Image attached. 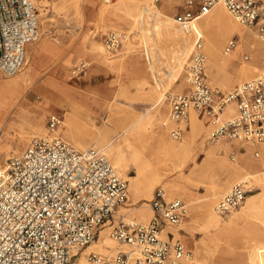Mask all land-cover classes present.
<instances>
[{
    "label": "rangeland",
    "instance_id": "1",
    "mask_svg": "<svg viewBox=\"0 0 264 264\" xmlns=\"http://www.w3.org/2000/svg\"><path fill=\"white\" fill-rule=\"evenodd\" d=\"M147 2L149 6L160 7L173 21L176 12L182 8L181 0H162L157 4L150 0ZM116 3V0H34L39 14L40 38L30 45L28 63L21 72L11 77L0 75V82H8L23 76L29 68L32 69L31 85L15 106L4 115L3 123H0V151H4L0 153V167H4L6 160L12 155L20 154L33 138L47 134L46 122L50 114L59 115L62 121L56 134L78 151L92 146L101 149L103 144L112 146L113 143H121L131 134L138 136L139 144H136L133 152L125 150V170L121 176L128 183L129 200L126 205L133 203L128 179H142L151 169L165 166L160 173L162 179L153 187L151 197H143L132 206L138 208L133 210L134 213L141 212L150 219L153 217L150 201L157 187L165 190L169 200H183L188 214L209 194H218L213 211L221 222L223 220L221 228L214 226V222L204 224V220H200L195 211L192 213V220L187 219L186 213L178 225L170 227L173 233H167L173 235L178 230L179 235L174 234L173 241H181L186 249L205 263L264 264V165L260 163L261 147L264 144H247L252 148L247 152L245 144L238 141L212 143L209 138L213 126L208 119L202 118L196 112L189 115L187 123L180 125L184 131L182 139L174 140L170 136V130L175 125L168 122L167 126H163L169 113L165 96L188 89L184 67L173 81V75L168 72L165 63L156 61L155 52H159L164 58L167 54L158 48L163 46V32L152 11H147L138 19L134 29H130L120 19L126 12L124 6L117 9L114 7ZM109 30L125 32L128 35L116 52H109L103 44V35ZM239 31L245 33V36L251 34L252 42L256 46L255 52L240 46L238 50L236 48L230 53V57L221 58L219 65L213 68L205 49L206 37L202 35L207 57L205 72L212 89L227 93L260 74L261 45L253 32L240 26ZM239 31L236 30L224 41L221 57L229 38L238 35L239 42L241 41ZM179 36L182 37L180 33ZM187 39L190 44L194 41L193 36ZM40 43L54 46L56 52L45 51L34 62V50ZM244 55H248L249 59L244 60ZM80 61L88 63L87 74L79 80H70V69ZM38 84L44 86V89H37ZM62 87L67 92H58ZM160 93L164 94L163 101L155 106V97ZM23 102L34 107L40 106L42 111L31 117L21 110L20 105ZM229 107L224 110L222 118L234 114V111L229 113ZM194 115L206 128L194 130ZM66 118L69 119V133L66 131ZM130 120L137 122L132 124L129 132H123L132 123ZM38 122L42 127L35 130L34 125ZM162 128L170 141L187 145L189 154L186 161L183 162L179 157L167 158L156 147L153 134ZM95 136L96 142L93 144L92 140L80 144L72 139H93ZM102 151L104 154L107 152L106 149ZM175 164L180 169L175 168ZM233 166H242L240 169L243 175L249 178L239 179L240 175L232 171ZM167 181L182 183L186 192L170 196L164 188ZM238 182L245 183L249 190L244 203L252 199L255 201V208L248 214H240L243 203L222 217L217 214L215 207L231 186ZM234 216L236 217L233 219ZM120 218L122 217L118 218L114 214L111 223L116 224ZM134 220L145 224L150 221ZM128 250L129 247L117 243L113 253L109 254Z\"/></svg>",
    "mask_w": 264,
    "mask_h": 264
},
{
    "label": "built area",
    "instance_id": "2",
    "mask_svg": "<svg viewBox=\"0 0 264 264\" xmlns=\"http://www.w3.org/2000/svg\"><path fill=\"white\" fill-rule=\"evenodd\" d=\"M157 4L162 0H150ZM174 21L185 36H193L184 66L188 89L169 93L168 122L174 140L184 134L181 124L190 112L208 119L212 143L238 141L264 144V0H181ZM221 4L242 27L252 30L261 45L260 74L224 93L207 82L206 54L194 22ZM179 9V7H178ZM177 10V8H176ZM38 10L34 0H0V75L11 77L27 63V48L40 38ZM125 32L109 30L103 44L116 52L126 41ZM239 36L229 38L223 50L234 51ZM248 60V55L243 56ZM88 63L80 61L69 71L70 80L87 74ZM234 114L222 118L227 107ZM57 114L47 117V134L31 140L17 155L9 157L0 171V264H75L82 251L112 222L119 207L127 204V181L114 169L100 149H74L56 132L61 126ZM257 156V154H256ZM248 188L238 182L217 203L215 210L226 216L245 201ZM153 217L145 224L119 219L112 224L110 238L128 251L112 255L88 254L83 264H209L196 258L184 244L161 237L167 226H176L187 213L185 202L169 200L157 187L150 201ZM171 237V239H170Z\"/></svg>",
    "mask_w": 264,
    "mask_h": 264
},
{
    "label": "bare ground",
    "instance_id": "3",
    "mask_svg": "<svg viewBox=\"0 0 264 264\" xmlns=\"http://www.w3.org/2000/svg\"><path fill=\"white\" fill-rule=\"evenodd\" d=\"M116 1L117 3L114 5V7H116L117 9H120V6H124V10H126V12L124 13L123 16L120 17V19L124 23L128 24L130 26V29H134L138 19L141 16L145 15L147 11L150 10L155 14L156 19L159 23V27L163 32V38H162L163 46L158 47V48L159 49L161 48V50H164L165 53L167 54V57L164 58L162 55L159 54V52L158 53L155 52L154 57L156 61H159V62L161 61L162 64L163 62L165 63V66L168 72L171 75H173V81H174V79L182 71L186 63V60L188 59L190 46H191L190 41L187 39L189 36L183 35L180 32L179 28L177 27L175 21H173L168 15L164 14L160 7L156 5L149 6L148 5L149 3L147 2V0H116ZM74 9L75 11H77L76 8ZM204 18L205 19L203 20H199V21L196 20L194 22L193 30L195 34L201 35V36L203 35L204 37H206V48L205 49H206V53L208 54L210 58V61L212 62V68H213L219 65L218 61H221L220 60L221 58L230 57L231 55L230 53L227 55H223L221 57L220 56L221 49L227 37L235 33L236 30L239 31L240 25L235 20H233L232 16L227 12V10L221 4L216 5L209 14L204 16ZM240 27L244 28L242 26ZM249 31L253 32L252 30H249ZM179 33L181 34L182 37L179 36ZM239 34L241 36V41H240L241 44L239 45L240 42L238 43L237 50H238V47L241 46V48L253 49L255 52L256 46H254V42H252L253 38L251 34H247L246 36H245V33L242 34V32H240ZM30 45L31 44H29L27 48V63H28V58H29ZM100 50L101 49H99V51ZM45 51H50L54 53L56 52V48L50 44L45 45V43H40V46L36 47L34 50L33 61L35 62L38 59V56L40 54H44ZM245 72L249 73V70L245 69ZM31 74H32V69L29 68L28 71H26V73L21 77L13 78L12 80L8 82H0V123L2 122L4 118V115L15 106V104L21 98V95L31 85L30 84L31 77H32ZM173 81H171V84L173 83ZM36 87L39 90L44 89V86L39 85V84ZM58 92L64 93V92H67V90L66 89L64 90V88L62 87V89L61 88L58 89ZM163 97H164V94H161V93L155 97V106L161 104V102L163 101ZM20 108L22 111L27 112L28 115H30L31 117L39 115L40 111H42L40 106L34 107L24 102L21 103ZM228 110H229V113L233 112L231 107H229ZM191 113H194V112L193 111L190 112V115ZM68 120L69 119L66 118L65 124H66V131L69 133L71 132V130L68 127ZM193 120H194L193 122L194 130H200V129L202 130L203 128H206L205 125L200 123L199 121L200 119L195 117V115L193 117ZM129 122H132V123L126 126L123 132H129L128 130L132 128V124L134 122H137V120H130ZM34 126H35L34 127L35 130L37 129L40 130V127H42V125L39 122L36 123ZM96 137L97 136H95L93 139L73 137L72 139L75 142H78L80 144L88 143V140H92L93 141L92 144H93L96 142L95 141ZM153 139L155 140L156 147H158L159 150H161V152L165 154L167 158L175 159L176 157H179L181 158L183 162L186 161V157L189 154V148L187 147V145H185V143L179 144V143L170 141L168 136L164 132L163 128L153 134ZM130 140L133 141V143ZM121 143H116V144L113 143L112 146L111 144L106 143L101 146L100 150L106 149L107 152L105 155L107 158L109 157L108 160L109 159L111 160L110 162L111 165H113L114 169L120 175H124L123 173L125 170V157H126L125 150H132L133 152L134 148L137 147L136 144H139V137L133 136L131 134V136H128L127 138H125ZM244 144H245L244 145L245 148L247 149V152H250V150L252 149L250 146L251 144L250 145H247L246 143ZM92 147L95 148V146H92ZM261 149H262V158L260 159V163L264 165V147H261ZM3 152L4 151H0V153H3ZM134 152H137V150ZM164 167L165 166L151 169L142 179H138L135 181H131L130 179H128L130 183V188L132 190L131 192H132L133 203L129 206L124 205V206L119 207V209L115 213L118 216V218L122 217L120 219H123L124 221L133 219V218L143 221V222H147L150 220V217L144 216L141 212L134 213L133 210L138 209V208L137 207L134 208L132 206L136 205V203H138L139 200L143 197H148V198L151 197L153 187L158 181L162 179V175L160 173ZM175 168H179L178 164H175ZM240 168L242 169L243 167L233 166L232 167L233 173L239 174L240 175L239 179L247 180L249 177L247 175H243L242 170ZM2 169H3V165H1L0 171ZM164 188L167 189L170 196L176 195V194L180 195L186 192V188L184 187V185H182V183L177 182V181L165 182ZM217 196L218 194L217 195L209 194L206 197V199H204L201 202H198L196 204L197 206L193 205L194 207H193L192 213L196 211L200 220H204V224H206L207 222L208 223L214 222V226L221 228L222 227L221 225L223 224V220L221 222L219 217L213 211L214 201L217 199ZM254 208H255V201L252 199H248L244 203V205L241 207L240 214L242 213L248 214L252 212ZM192 213H189V214L187 213L188 214L187 219L189 220L193 219L194 214ZM235 217L236 216H234L233 219ZM111 226L112 224L110 223V225H106V227H104V229L101 230L98 239L94 240L86 248L83 249L84 251H82L79 261L75 264H83L86 255L92 252L93 253L94 252L95 253L96 252L108 253V254H105L108 256L111 255L109 253H113V250L115 249V244L117 245V243L113 241L109 236V231L111 229ZM170 227L171 226H167L164 228L162 235H161L162 237L167 239L168 238L167 232L173 233L172 228ZM174 234L179 235L178 230L174 231ZM202 257H204V255Z\"/></svg>",
    "mask_w": 264,
    "mask_h": 264
}]
</instances>
